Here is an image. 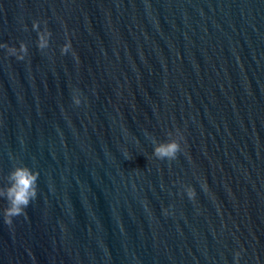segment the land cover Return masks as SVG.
I'll list each match as a JSON object with an SVG mask.
<instances>
[{"label": "water", "instance_id": "obj_1", "mask_svg": "<svg viewBox=\"0 0 264 264\" xmlns=\"http://www.w3.org/2000/svg\"><path fill=\"white\" fill-rule=\"evenodd\" d=\"M17 165L0 264H264V0H0V190Z\"/></svg>", "mask_w": 264, "mask_h": 264}, {"label": "clouds", "instance_id": "obj_2", "mask_svg": "<svg viewBox=\"0 0 264 264\" xmlns=\"http://www.w3.org/2000/svg\"><path fill=\"white\" fill-rule=\"evenodd\" d=\"M41 23L44 22L33 20L32 29L36 32V46L43 49L48 46L51 33L46 27L41 28ZM71 49V41L66 39L65 43L61 45L60 51L63 54L71 51ZM7 52L8 55L15 56L17 59H24L27 53V45L23 41H20L18 48L8 46ZM73 55L75 56L74 52ZM182 140V134L179 130H176L174 138L170 139L167 143L156 144L154 146L153 154L159 159H174L176 154L181 151ZM38 175L37 171L25 165H17L8 173L9 184L6 188L0 190V197H3L7 201V206L3 209L2 214H0L5 224L11 225L13 217L26 215V208L37 195ZM184 187L189 198H193L195 193L191 186L185 185Z\"/></svg>", "mask_w": 264, "mask_h": 264}]
</instances>
